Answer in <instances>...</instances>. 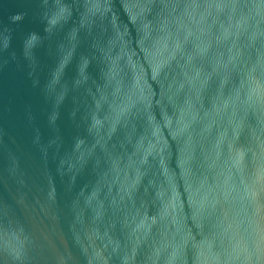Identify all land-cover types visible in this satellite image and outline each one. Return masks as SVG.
I'll return each instance as SVG.
<instances>
[{
    "label": "water",
    "instance_id": "95a60500",
    "mask_svg": "<svg viewBox=\"0 0 264 264\" xmlns=\"http://www.w3.org/2000/svg\"><path fill=\"white\" fill-rule=\"evenodd\" d=\"M0 264H264V0H0Z\"/></svg>",
    "mask_w": 264,
    "mask_h": 264
}]
</instances>
